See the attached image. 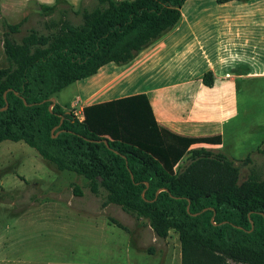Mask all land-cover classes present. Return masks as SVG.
<instances>
[{
  "label": "trees",
  "instance_id": "16d2710c",
  "mask_svg": "<svg viewBox=\"0 0 264 264\" xmlns=\"http://www.w3.org/2000/svg\"><path fill=\"white\" fill-rule=\"evenodd\" d=\"M186 1L97 0L79 11L81 23L52 22L21 41L11 34L22 24L4 19L0 143L24 141L58 169L86 177L91 192L106 191L103 206L146 218L160 238L177 231L182 264H264V179L253 170L240 182L251 154L237 160L202 145L222 144L220 135L160 125L145 92L87 105L83 120L51 100L106 64L131 63L180 21ZM203 81L213 86V73Z\"/></svg>",
  "mask_w": 264,
  "mask_h": 264
},
{
  "label": "rangeland",
  "instance_id": "374dc122",
  "mask_svg": "<svg viewBox=\"0 0 264 264\" xmlns=\"http://www.w3.org/2000/svg\"><path fill=\"white\" fill-rule=\"evenodd\" d=\"M96 4L97 0H0V69L9 65L3 44L4 19L22 24L19 32L11 34L21 41L31 29L47 33L48 25L62 19L79 24V11L92 9ZM122 65L111 62L103 66L100 78L93 75L65 87L55 95L58 103L81 114L83 101L70 107L79 94V83L87 81L85 91L95 90L112 80ZM198 65L200 61L194 67ZM176 76L174 68L168 66L159 79L145 82L138 70L119 81L110 95L174 82ZM239 104L242 111L264 110V81L241 83ZM262 120L264 116L258 113L244 114L227 126L226 144L233 147L239 142L240 132H245V124L254 125ZM262 141L259 146L249 147L244 158L222 148L237 160L252 155V161L241 167L240 182L253 170L264 179V147L258 151ZM105 197L104 189L99 194L91 192L86 177L58 169L26 142H1L0 264H182L177 231L171 230L167 237L160 238L146 218L116 204L103 206Z\"/></svg>",
  "mask_w": 264,
  "mask_h": 264
},
{
  "label": "crops",
  "instance_id": "0c3cea01",
  "mask_svg": "<svg viewBox=\"0 0 264 264\" xmlns=\"http://www.w3.org/2000/svg\"><path fill=\"white\" fill-rule=\"evenodd\" d=\"M181 12L182 17L174 27L141 51L131 63L118 68L112 80L89 91H85L87 81L79 83L76 89L79 94L70 102V107L83 101V113V108L92 103L145 92L159 124L178 134L220 135L222 144L202 145L227 149L243 158L249 147L259 146L262 139L260 147L263 149L264 120L254 125L245 124L242 128L245 132H240L239 142L233 147L225 140L227 126L244 114L264 116L263 109L242 111L239 104L241 83L264 81V0L226 3L187 0ZM197 61L200 65L195 68ZM168 66L176 71L174 82L110 95L126 76L141 70L145 82H150L165 74ZM102 70L103 67L94 78H100ZM207 72L214 75L213 86L203 81ZM54 98L58 102L56 96ZM94 98L100 100L89 102ZM242 150L245 153L241 154Z\"/></svg>",
  "mask_w": 264,
  "mask_h": 264
},
{
  "label": "water",
  "instance_id": "95a60500",
  "mask_svg": "<svg viewBox=\"0 0 264 264\" xmlns=\"http://www.w3.org/2000/svg\"><path fill=\"white\" fill-rule=\"evenodd\" d=\"M8 91H9V90L5 91V93H4V97H5V99H6V106L3 107V108H1V110L7 109V108L9 107L8 98H7ZM51 100H52L53 103H55V98H54V97H52ZM61 122H63V117H62ZM106 143L108 144L107 141H106ZM188 209H189V207H188Z\"/></svg>",
  "mask_w": 264,
  "mask_h": 264
},
{
  "label": "built area",
  "instance_id": "2783aa9c",
  "mask_svg": "<svg viewBox=\"0 0 264 264\" xmlns=\"http://www.w3.org/2000/svg\"><path fill=\"white\" fill-rule=\"evenodd\" d=\"M81 113V112H80ZM76 116L80 119V120H83L84 119V113H81V114H77L76 113Z\"/></svg>",
  "mask_w": 264,
  "mask_h": 264
}]
</instances>
